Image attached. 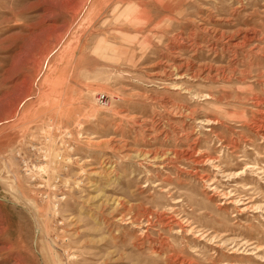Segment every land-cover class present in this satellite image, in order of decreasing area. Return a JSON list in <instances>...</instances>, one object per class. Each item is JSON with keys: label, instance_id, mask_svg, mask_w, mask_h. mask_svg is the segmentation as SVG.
I'll return each instance as SVG.
<instances>
[{"label": "rangeland", "instance_id": "1", "mask_svg": "<svg viewBox=\"0 0 264 264\" xmlns=\"http://www.w3.org/2000/svg\"><path fill=\"white\" fill-rule=\"evenodd\" d=\"M0 264H264V0H0Z\"/></svg>", "mask_w": 264, "mask_h": 264}, {"label": "built area", "instance_id": "2", "mask_svg": "<svg viewBox=\"0 0 264 264\" xmlns=\"http://www.w3.org/2000/svg\"><path fill=\"white\" fill-rule=\"evenodd\" d=\"M97 101L102 105H106L108 103L107 94L105 92H99L97 94ZM32 167H33V169H32ZM22 168H23L24 172L27 173V175H29L31 182H32V185L35 186V188L39 189V188H42L44 186V183L42 181L44 172H41L40 169H38L39 166H36L35 164L29 165L24 160ZM55 179L58 180L59 176H56Z\"/></svg>", "mask_w": 264, "mask_h": 264}]
</instances>
